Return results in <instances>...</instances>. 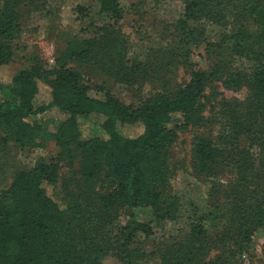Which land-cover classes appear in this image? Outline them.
<instances>
[{"label": "trees", "instance_id": "obj_1", "mask_svg": "<svg viewBox=\"0 0 264 264\" xmlns=\"http://www.w3.org/2000/svg\"><path fill=\"white\" fill-rule=\"evenodd\" d=\"M33 1L0 0V131L19 148H43L53 142L57 151L32 169L17 171L0 192V264H104L110 253L118 264H138L145 254L136 235L151 237L160 222L175 216L173 204L161 193L167 182L165 152L179 132L203 120L207 84L223 78L227 88L246 85L254 92L259 132L252 144L264 153V0H185L178 43L197 44L204 33L195 26L202 21L221 27L223 37L217 44L205 45L209 61L204 67L194 66L186 57L190 79L185 86L173 95H157L138 108L125 106L105 87L90 97L80 74L67 67L84 61L99 75L125 81L133 71L122 64L125 43L109 45L112 31L107 27L93 28L92 41L72 39L53 66L36 63L5 78L2 70L13 61L11 44L20 33V8ZM98 3L112 21L120 20L118 0ZM247 24L257 32L250 33ZM94 43L99 47L94 49ZM221 50L227 55L214 57ZM234 59L246 63L247 69L234 68ZM49 115L59 119L52 134L40 124ZM242 125L234 124L240 134ZM123 128H138L139 133L130 137ZM193 151L199 172L216 173L220 152L211 141L196 139ZM64 162L76 167L75 173L82 178L105 171L110 186L99 197L96 212H84L79 204L64 200L59 204L47 194L46 189L57 184ZM115 209H127L130 216L120 235L111 240L100 223L102 213ZM141 211H149L152 220L141 222ZM211 218L216 219L206 215L191 222L189 237L164 261L199 264L209 249ZM257 219L264 225L262 218ZM247 230L240 222L234 233L239 237L235 243L239 255L245 253L241 237L252 233Z\"/></svg>", "mask_w": 264, "mask_h": 264}, {"label": "rangeland", "instance_id": "obj_2", "mask_svg": "<svg viewBox=\"0 0 264 264\" xmlns=\"http://www.w3.org/2000/svg\"><path fill=\"white\" fill-rule=\"evenodd\" d=\"M118 5L121 11L118 22L100 11L98 0H34L33 5H24L20 8V33L11 44L13 61L2 74L9 79L36 63L53 66L72 39L92 41L93 28L107 27L113 32L107 37L109 45L120 40L125 43L122 64L133 69L130 74L125 73L128 74L125 81L99 75L84 61L67 67L80 74L81 84L90 97H96L97 89L105 87L125 106L138 108L157 95H173L185 86L190 79L186 57L194 66L204 67L209 61L205 45L217 44L223 37L221 27L206 26L202 21L195 26L204 33L197 44H186L185 40L178 43L185 0H118ZM247 28L250 33L257 32L252 24H247ZM93 47L99 45L94 43ZM226 55L225 50L214 52L217 58ZM232 66L247 69V64L237 59ZM255 98L246 85L227 88L223 78L206 85L203 120L179 132L175 143L165 152L167 182L161 193L173 204L175 216L160 222L151 237L136 235L135 240L145 254L138 264H168L164 256L174 254L189 237V224L206 215L216 219L211 218L209 249L199 264L214 261L264 264V225L257 219L264 222V153L252 144V138L259 132L253 108ZM235 123L243 124V133L234 127ZM40 124L52 134L58 129L59 119L49 115ZM122 132L134 137L139 129L123 128ZM198 138L211 141L220 152L213 175L196 169L193 144ZM56 151L53 142H47L43 148H19L0 131V192L17 171L34 168ZM75 169L61 163L57 184L47 188V194L59 204L64 200L79 204L84 212H96L99 197L110 186L105 171L82 178ZM102 216V231L112 240L128 224L130 211L115 209ZM138 218L148 223L152 215L141 211ZM240 222L248 228L247 232L252 231L246 238L245 234L241 237L245 251L241 255L235 244L239 237L237 234L234 237ZM111 254L104 264H118Z\"/></svg>", "mask_w": 264, "mask_h": 264}, {"label": "built area", "instance_id": "obj_3", "mask_svg": "<svg viewBox=\"0 0 264 264\" xmlns=\"http://www.w3.org/2000/svg\"><path fill=\"white\" fill-rule=\"evenodd\" d=\"M51 62V61H50Z\"/></svg>", "mask_w": 264, "mask_h": 264}]
</instances>
